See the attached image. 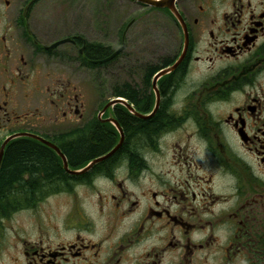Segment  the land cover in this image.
Here are the masks:
<instances>
[{
	"label": "flooded vegetation",
	"instance_id": "1",
	"mask_svg": "<svg viewBox=\"0 0 264 264\" xmlns=\"http://www.w3.org/2000/svg\"><path fill=\"white\" fill-rule=\"evenodd\" d=\"M52 4L0 0V176L21 139L57 167L4 193L0 264H264V0H176L172 47L136 62L130 21L107 63L85 27L56 35ZM107 66L111 98L82 92ZM86 140L102 151L74 164ZM23 183L63 206H22Z\"/></svg>",
	"mask_w": 264,
	"mask_h": 264
},
{
	"label": "rangeland",
	"instance_id": "2",
	"mask_svg": "<svg viewBox=\"0 0 264 264\" xmlns=\"http://www.w3.org/2000/svg\"><path fill=\"white\" fill-rule=\"evenodd\" d=\"M52 7L47 14L53 21L56 35L72 33L79 28L85 30L90 40L117 48L118 33L127 22L134 24L128 29L126 42L130 44L136 62L152 60L158 47L173 46L172 21L166 11L144 7L132 0H48ZM166 32V33H165ZM171 33V36H170ZM113 68H101V77L94 79V71L85 73L82 92L86 95L101 93L111 98L115 84ZM117 80H124L125 68L118 69ZM100 89V90H99ZM41 202L39 210H59V202Z\"/></svg>",
	"mask_w": 264,
	"mask_h": 264
},
{
	"label": "trees",
	"instance_id": "3",
	"mask_svg": "<svg viewBox=\"0 0 264 264\" xmlns=\"http://www.w3.org/2000/svg\"><path fill=\"white\" fill-rule=\"evenodd\" d=\"M101 58H107L111 54V47L101 44ZM124 95L125 94H119ZM158 124H151L152 128L157 127ZM96 143L100 141V134L96 135ZM109 140L103 141V143L108 144ZM69 149V157L74 164H77L80 161L89 159L90 157L95 156L100 153L102 150L97 144L92 143L91 141H77L73 143ZM52 156L49 153V149L45 146H42L40 142L33 139H21L16 143L8 152L4 166L3 172L0 176V206H13L14 197L8 194L9 190L13 187L14 183H18L22 180V177L25 173H30L31 178H38L41 175H49L52 170H55L57 167L52 160ZM42 185L44 183L41 182ZM25 186L28 184L22 185V206L35 207L39 205L42 198H28L27 189ZM8 192V193H7ZM11 195V196H10Z\"/></svg>",
	"mask_w": 264,
	"mask_h": 264
},
{
	"label": "water",
	"instance_id": "4",
	"mask_svg": "<svg viewBox=\"0 0 264 264\" xmlns=\"http://www.w3.org/2000/svg\"><path fill=\"white\" fill-rule=\"evenodd\" d=\"M134 1H136V2H138L140 4H142V5L149 6V7H153V8H158V9L168 8L179 19V21L182 22V16H181V14H180L177 6H176V0H134ZM185 33L187 35V31L186 30H185ZM66 41H68V40L66 39V40H63V41H61L59 43H64ZM124 48H125V45H123L119 50H117L116 52H114L109 57H107L105 59H102L100 62L101 63H105V62L110 61L116 55H118ZM118 101H123V100H118ZM114 102L115 101L110 102L107 106L112 105ZM121 133H122V140L119 143V145L113 151H111L110 153H108L106 156H103V157H100V158H97V159L93 160L85 168H83L82 170H77V171L69 170V166L67 164V161H66L63 153L60 151V149L55 144H53L52 142H50V141H48V140H46V139H44L42 137L37 136V135H33V134H23V135L28 136V137L35 138V139L43 142L44 144L52 147L53 149L57 150V152L61 155V157H63V159H64V165L70 171V173H72V174H79V173H84V172L90 170L96 163H98L99 161H101V160H103L105 158H108L112 154H114L117 151V149L120 147V145L122 144V142H123L124 134H123L122 130H121Z\"/></svg>",
	"mask_w": 264,
	"mask_h": 264
}]
</instances>
